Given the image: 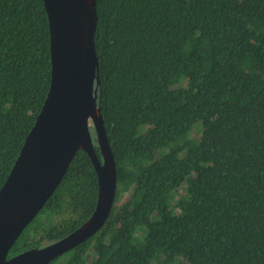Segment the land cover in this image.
<instances>
[{
    "label": "trees",
    "instance_id": "1",
    "mask_svg": "<svg viewBox=\"0 0 264 264\" xmlns=\"http://www.w3.org/2000/svg\"><path fill=\"white\" fill-rule=\"evenodd\" d=\"M95 10L115 197L103 227L51 264H264V0H96ZM50 76L43 1L0 0V188ZM97 192L79 150L8 258L74 232Z\"/></svg>",
    "mask_w": 264,
    "mask_h": 264
},
{
    "label": "water",
    "instance_id": "2",
    "mask_svg": "<svg viewBox=\"0 0 264 264\" xmlns=\"http://www.w3.org/2000/svg\"><path fill=\"white\" fill-rule=\"evenodd\" d=\"M42 1L49 31L50 85L0 188V264H51L103 227L116 191V165L99 106L96 0ZM91 128L100 158L94 151ZM79 150L86 153L97 176L92 214L68 236L8 258L9 250L54 193Z\"/></svg>",
    "mask_w": 264,
    "mask_h": 264
}]
</instances>
